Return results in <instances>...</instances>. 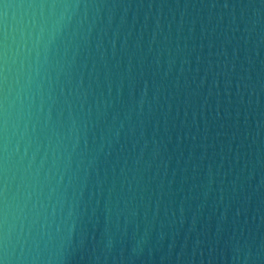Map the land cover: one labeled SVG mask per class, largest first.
Returning <instances> with one entry per match:
<instances>
[{
	"label": "water",
	"instance_id": "water-1",
	"mask_svg": "<svg viewBox=\"0 0 264 264\" xmlns=\"http://www.w3.org/2000/svg\"><path fill=\"white\" fill-rule=\"evenodd\" d=\"M0 261L264 264V0H0Z\"/></svg>",
	"mask_w": 264,
	"mask_h": 264
},
{
	"label": "clouds",
	"instance_id": "clouds-1",
	"mask_svg": "<svg viewBox=\"0 0 264 264\" xmlns=\"http://www.w3.org/2000/svg\"><path fill=\"white\" fill-rule=\"evenodd\" d=\"M43 37H44V30L38 24L37 25V30H36V33H35V37H34L35 42H36L37 45H39L43 41ZM0 264H5V262L4 261H0Z\"/></svg>",
	"mask_w": 264,
	"mask_h": 264
}]
</instances>
